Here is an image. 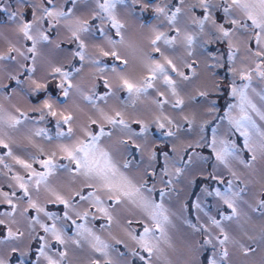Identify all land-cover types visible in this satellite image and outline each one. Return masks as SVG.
<instances>
[{"label":"snow or ice","instance_id":"obj_1","mask_svg":"<svg viewBox=\"0 0 264 264\" xmlns=\"http://www.w3.org/2000/svg\"><path fill=\"white\" fill-rule=\"evenodd\" d=\"M137 7L155 22L140 21L133 43L121 13ZM0 13V264L33 241L32 264H68L70 246L85 245L87 264H172L169 250L177 264H257L259 250L264 264V125L250 114L264 111L247 92L264 82V0H0ZM217 44L226 51L209 50ZM201 67L233 78L237 103L222 116L207 87L188 88ZM153 125L179 143L149 147ZM137 211L119 224L116 214ZM90 220L106 221L110 240Z\"/></svg>","mask_w":264,"mask_h":264},{"label":"rangeland","instance_id":"obj_2","mask_svg":"<svg viewBox=\"0 0 264 264\" xmlns=\"http://www.w3.org/2000/svg\"><path fill=\"white\" fill-rule=\"evenodd\" d=\"M6 13H0V26L3 27H7L5 20H6ZM30 15V14H29ZM122 18L126 19L128 21V29L126 31V36L129 38V40L133 43H138V36H137V29L136 26L140 23V21H143L144 23H154L155 21L153 20V14L151 11L148 12H140L139 7H137L136 11L132 14V16H127L124 12L121 13ZM6 49V45L4 44V42L2 40H0V51H3ZM209 50L211 51H221L224 52L226 51V45L222 46L220 44L217 45H210L209 46ZM245 55V53L243 51H241L237 57V65H239V59L240 57H243ZM254 66V65H253ZM198 72L201 73V75L193 81V83L191 85H188V88L190 90H194L196 87H200V90H204L205 87H207V89L210 91V96L207 99L210 100H215L216 102V107H217V117L222 116L224 114V112L227 110L228 105L229 104H235L237 103L236 98H234L233 96L229 95L230 92V88H229V84L232 81V76L227 72L226 68L225 69H216V75L215 76H208L206 73H204L203 68H198L197 69ZM214 79H219L221 82V87L219 89V91H214L212 90V81ZM2 83H8L7 80H3L0 81ZM236 83L240 84L241 81L239 80V77L236 78ZM14 83H13V87H14ZM54 87V85H53ZM252 88L256 89V92H252ZM102 90V88H101ZM264 91V82H261L258 78H253L252 82H251V86L250 88L247 90L248 92V96L250 99H252L253 103L256 104L257 108H259L261 111H264V101H262L259 97V95H257V93H260ZM154 95V93H153ZM13 103H15L16 101L13 100ZM198 102L200 104H204V100L201 98H198ZM7 103V102H4ZM206 106V105H205ZM81 107L84 108V112L85 114H91L88 110V106L86 104H82ZM170 111V109H169ZM238 112L237 110H234L233 114L235 115ZM253 117V119L257 122L258 125H264V121H261L259 116L256 113H250ZM204 119H209L208 117H204ZM213 127L215 125H212ZM135 127V126H134ZM227 121L222 122L221 124V133L224 132L225 128H227ZM138 130V128H137ZM206 135H208L209 137L211 136V128L208 127L206 128ZM150 138H151V143L149 144V147H152L153 145H159L160 148H163L165 150L170 149L172 143H179V141H175L172 138H164L163 136L160 135V132L157 131L155 129V125H153L150 128ZM231 138L233 140H235L238 144L242 145L243 144V138L240 136V134L238 132H235L233 130V132L231 133ZM19 140V137L17 138ZM161 141H163L164 143H161ZM22 142V141H21ZM139 142V141H138ZM3 151V150H0ZM203 152L204 155H210V150L208 149H202L201 150ZM17 154L23 156L24 154L20 151L17 150ZM246 158L247 156H250V154H245ZM186 158V157H185ZM136 160H139V154H136L135 156ZM209 169L211 167V162L209 163ZM262 167H264V162L258 160L256 163V168L257 170L261 169ZM18 170V169H17ZM241 171H243V169H241ZM255 179H259V175L257 174V176L255 177ZM204 183V181L202 180H197L196 184H194L192 186L191 192L192 195L189 196V201L195 199V193H198L200 191V184ZM0 184L4 185V190H8L7 189V185L4 182V180L0 179ZM160 185H157V188H159ZM177 187H182L181 185H177ZM185 194H187V190H185ZM153 197L155 199H159L158 195L156 193H153ZM183 198V197H182ZM26 206V205H22ZM48 209L50 211L53 212H57L62 213L63 208L60 205H48L47 206ZM86 207V205H85ZM4 210L3 208H0V211ZM175 210V208L173 209ZM213 212L215 211V209H212ZM34 214V212L32 213ZM117 215V220L119 221V224H123L124 219L127 218H132V219H137L140 216V213L137 211L135 212V215H130V214H116ZM106 221L104 220H90L89 221V226L90 227H95V229L97 230L98 234L101 235V237L103 239H109L110 240V236L108 234V232L101 230L99 228V225L101 223H105ZM117 223H113L110 231L111 234L117 237H121L123 236V232L120 229V226ZM132 227L136 228L137 231H141L142 228L139 224L134 223L132 225ZM4 229L2 227H0V233H3ZM182 231L187 232V229H183ZM71 231H69V235H71ZM27 243V241H25V244ZM131 243V242H129ZM54 247H58L56 245H53ZM36 247H38V242L37 241H33L32 242V251L29 253V255L25 258H21L19 257V254H14L13 257H9L10 259V264H19V260L23 259L24 260V264H32V261L36 259L35 257V250ZM121 251H125V249L123 248V246H119ZM62 250V249H61ZM89 248L87 245H85L82 249H75L74 246H70L69 248V256H68V264H87V260L89 259ZM0 254H6V250H4L3 252H0ZM261 252L258 250L257 253L255 254L254 257H250L249 259H254L257 261V264L260 260L261 257ZM98 255V254H97ZM113 257H116V254L113 253ZM168 257L169 259L172 261V264H177L178 260L180 259L178 257V255L176 253H173L169 250L168 252ZM118 259V258H117ZM235 259V257H234ZM134 260V264H141V262L138 260V258H133ZM119 264H123V261L120 260ZM154 264H163V262H156L154 261Z\"/></svg>","mask_w":264,"mask_h":264}]
</instances>
